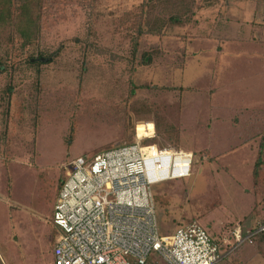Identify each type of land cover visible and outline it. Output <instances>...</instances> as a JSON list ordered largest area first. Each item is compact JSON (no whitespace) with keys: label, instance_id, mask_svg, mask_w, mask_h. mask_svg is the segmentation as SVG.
<instances>
[{"label":"rangeland","instance_id":"1","mask_svg":"<svg viewBox=\"0 0 264 264\" xmlns=\"http://www.w3.org/2000/svg\"><path fill=\"white\" fill-rule=\"evenodd\" d=\"M140 2L43 4L42 35L18 57L61 51L42 66L36 115L22 108L35 93V75L19 70L15 115L6 130L0 126L8 135L0 136L3 264H53V201L68 164L132 145L135 127L139 137L154 127L146 143L194 157L188 177L152 186L154 202L167 204L155 202L160 233L196 223L215 244L232 249L219 264H264V236L235 248L232 235L264 224V166L258 185L252 176L264 159V0L156 6L150 22L167 27L141 37L136 58L146 52L153 59L145 66L133 60L130 70V38L115 32L112 21ZM184 4L188 16L172 25ZM129 83L141 87L132 98ZM153 257L152 264H164Z\"/></svg>","mask_w":264,"mask_h":264},{"label":"built area","instance_id":"2","mask_svg":"<svg viewBox=\"0 0 264 264\" xmlns=\"http://www.w3.org/2000/svg\"><path fill=\"white\" fill-rule=\"evenodd\" d=\"M146 128L153 134L139 137L135 127L132 145L69 163L52 210L53 264H147L153 255L164 264H219L232 251L196 223L160 233L152 186L188 177L194 157L146 143L155 138ZM259 234L264 224L244 235L236 229L235 248Z\"/></svg>","mask_w":264,"mask_h":264},{"label":"trees","instance_id":"3","mask_svg":"<svg viewBox=\"0 0 264 264\" xmlns=\"http://www.w3.org/2000/svg\"><path fill=\"white\" fill-rule=\"evenodd\" d=\"M98 1L104 4V2H115L116 0ZM47 2L48 0H0V126L3 130H6L10 124L11 117L15 115L13 97L18 85L17 75L19 70H22L23 72L29 71L35 75V82L33 84L35 93L29 99H25L22 108L24 111H28L27 115L29 113L36 115V110L41 103L40 78L42 66L51 63L53 57H57L60 54L61 49L58 48L50 55H43L40 53L37 56L30 54L23 59L18 57V55H20L19 53H22L26 47L34 44V41L39 34L42 35V29L40 30L42 22L41 10L43 9V4ZM177 2L178 0H141L137 6L125 11L120 17L115 18L112 21L115 32H118V30L119 32L122 31L125 33V36L130 38V59L132 62L130 70L135 69L133 67V60L138 61L139 65L145 66L149 65L153 59V57L146 52L141 53L138 59L136 58V54L139 51L141 37L144 35L159 34L164 27H167L166 25H159L160 23H151L149 20L150 11L156 6L159 9H165L169 6L176 7ZM185 5L186 4L180 5L179 8H177L179 9L178 13L171 16L172 25L176 26L183 21L181 20L183 17L188 16L187 7ZM38 41L39 40H37L35 44H37ZM17 43H19L18 45L20 48H17ZM129 84L130 91L128 96L132 98L136 89L141 87H136L133 83ZM127 102L128 101L121 102L124 106L122 112L123 114L125 113L126 116ZM5 133V131L1 132L0 136L2 139L6 140L8 135ZM261 164H264V159L258 158L252 172L254 184L256 185L260 183L262 178L259 169L264 165ZM67 169H70V164L67 166ZM63 180L64 178L59 180L58 186L55 190L56 197ZM56 197L54 198L53 204ZM155 202L159 207L167 205L166 200H162L158 197H155ZM261 235L262 234L257 235L258 237L255 239L260 241L263 239V235ZM256 240L254 241L255 243L257 242ZM147 264H152V261L149 260Z\"/></svg>","mask_w":264,"mask_h":264},{"label":"crops","instance_id":"4","mask_svg":"<svg viewBox=\"0 0 264 264\" xmlns=\"http://www.w3.org/2000/svg\"><path fill=\"white\" fill-rule=\"evenodd\" d=\"M242 229H244V228H242ZM247 230H248V228L246 229V231H247ZM252 243L256 244L257 242H256V243H255V242H252ZM253 246H254V245H253ZM151 259L153 260V259H155V258L152 257V258H150V260H151ZM237 260H238V259H237ZM238 261H239V260H238ZM238 261H237V262H238Z\"/></svg>","mask_w":264,"mask_h":264}]
</instances>
